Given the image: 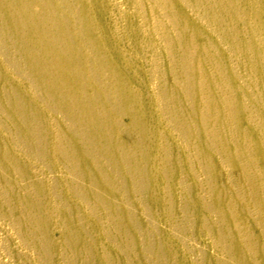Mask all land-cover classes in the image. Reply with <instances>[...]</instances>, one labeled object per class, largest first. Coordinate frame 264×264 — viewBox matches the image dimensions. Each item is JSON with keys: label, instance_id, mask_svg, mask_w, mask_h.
I'll return each instance as SVG.
<instances>
[{"label": "rangeland", "instance_id": "rangeland-1", "mask_svg": "<svg viewBox=\"0 0 264 264\" xmlns=\"http://www.w3.org/2000/svg\"><path fill=\"white\" fill-rule=\"evenodd\" d=\"M17 5L0 0V264H264V160L231 143L247 137L264 152V139L241 109L212 113L196 52L171 53L179 3L41 0L31 13L51 32L26 37L3 22ZM62 22L59 41L85 63L70 90L64 76L55 89L45 80L60 66L42 44ZM218 50L230 95L245 91L243 105L257 107L245 65ZM83 97L97 99L105 138L81 113Z\"/></svg>", "mask_w": 264, "mask_h": 264}, {"label": "bare ground", "instance_id": "bare-ground-1", "mask_svg": "<svg viewBox=\"0 0 264 264\" xmlns=\"http://www.w3.org/2000/svg\"><path fill=\"white\" fill-rule=\"evenodd\" d=\"M179 3V7L175 8V14L173 18L174 24L177 26L178 35L176 42L171 46V53L176 54L183 51L185 55H189L191 52H196V58L192 64L196 69L203 70L202 74H199L197 82L199 87L207 91V95L215 102L211 108L212 113H217L221 108L225 111H231L236 108L242 110L246 117V122L249 124H259V138L264 139V0H176ZM41 0H2V7L15 8L17 11L11 12L9 17H5L3 20L10 34L15 32L20 36L26 37L31 35L34 30H46L51 32L47 25H38V14H32L35 8H31V5H38ZM169 4V8H171ZM64 22H62L59 28V33L53 36L54 33H50V39L46 40L42 45L44 53L52 55L55 59L52 63L54 66H60L57 69L56 78L54 83L49 79L46 80V85L51 86V89H55L59 79L66 78V87L72 89L71 77L73 78L78 72L84 69L85 63L80 62L75 53L72 51L69 45V41L63 37L60 39V34L65 33ZM197 26H203L204 31L199 30ZM66 27V26H65ZM197 39L198 46H194L193 42L187 41L191 39ZM224 45H228L229 49L233 51L240 59V62L245 65L247 72L250 75L249 86L253 88L251 102L257 107H245L243 105L244 97H246L245 91L239 92L240 95L231 96L230 90L232 80L235 79L229 76L230 66L226 64L224 60L220 58L221 54L218 48ZM20 49L27 52L31 57L33 47L29 44L21 45ZM175 56V55H173ZM105 61V60H104ZM106 63V61H105ZM52 66V67H54ZM67 67V69H66ZM181 67L185 70L189 67V64L182 60ZM36 72H39V68H34ZM53 75H50L52 78ZM114 78L117 80L118 75L114 73ZM75 81V78H73ZM182 81H175L174 85H182L185 79L182 76ZM55 85V86H54ZM65 97L66 92H62ZM123 97L124 102L127 105L134 104L133 97L122 91L120 95ZM68 98V97H67ZM17 101L19 99L15 97ZM70 99V98H69ZM220 102H219V101ZM97 99L89 101L84 99L80 100V111L86 117L92 119L93 126L91 129L99 137H106L107 133L100 123V112L96 109ZM232 108V109H231ZM259 115H254V114ZM256 117V118H255ZM227 120L224 116L217 122L225 135L231 139L236 138V133L229 129H224L223 123ZM258 134V135H259ZM220 141L224 142L223 138ZM143 136L140 140L141 148L148 149V146L152 144L151 141H147L146 144H142ZM232 152H241L242 154L248 152H256L255 159L264 160V152L260 150L259 144L253 147L250 139L243 137V140L233 141ZM224 150L229 148V143H225ZM261 157V158H259ZM251 158V157H249ZM254 160L249 161L247 164H243L247 170H250ZM259 186L264 187L259 184ZM259 191L264 196V189L259 188Z\"/></svg>", "mask_w": 264, "mask_h": 264}]
</instances>
